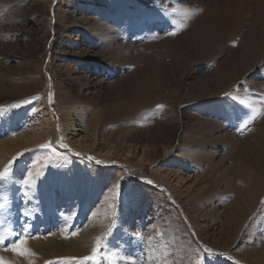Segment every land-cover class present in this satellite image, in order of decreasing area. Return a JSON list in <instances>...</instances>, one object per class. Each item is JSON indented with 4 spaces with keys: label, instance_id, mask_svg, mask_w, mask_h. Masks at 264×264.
I'll return each instance as SVG.
<instances>
[{
    "label": "rangeland",
    "instance_id": "obj_1",
    "mask_svg": "<svg viewBox=\"0 0 264 264\" xmlns=\"http://www.w3.org/2000/svg\"><path fill=\"white\" fill-rule=\"evenodd\" d=\"M10 161L9 264H264V0H0Z\"/></svg>",
    "mask_w": 264,
    "mask_h": 264
},
{
    "label": "snow or ice",
    "instance_id": "obj_2",
    "mask_svg": "<svg viewBox=\"0 0 264 264\" xmlns=\"http://www.w3.org/2000/svg\"><path fill=\"white\" fill-rule=\"evenodd\" d=\"M158 107H162V106H158ZM42 147H49V145H43ZM11 164L12 161L9 162L8 167L0 172V179H3L5 177V174L10 170L11 168ZM75 234V233H73ZM105 239V237L103 236H98L96 237V242L95 245L92 248V252L91 255H89L88 257L83 258L85 261H92V264H96L97 261V253L98 250L101 247V242ZM25 241L23 239H20L19 241H17L15 244L12 245V247L8 250H11L12 252L18 254V255H25L28 253V250L24 247ZM0 264H9V262L4 261L2 258H0Z\"/></svg>",
    "mask_w": 264,
    "mask_h": 264
},
{
    "label": "bare ground",
    "instance_id": "obj_3",
    "mask_svg": "<svg viewBox=\"0 0 264 264\" xmlns=\"http://www.w3.org/2000/svg\"><path fill=\"white\" fill-rule=\"evenodd\" d=\"M260 173H262V172H260ZM252 177V176H251ZM246 179H247V177H246ZM256 181V180H255ZM241 182V181H240ZM243 182V181H242ZM256 184H257V181H256ZM259 185V184H258ZM261 185H262V183H261ZM260 186V185H259ZM263 187V186H262ZM244 189V188H243ZM233 216V215H232Z\"/></svg>",
    "mask_w": 264,
    "mask_h": 264
}]
</instances>
